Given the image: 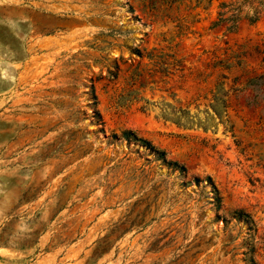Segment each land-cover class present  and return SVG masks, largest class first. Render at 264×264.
<instances>
[{
	"label": "rangeland",
	"instance_id": "rangeland-1",
	"mask_svg": "<svg viewBox=\"0 0 264 264\" xmlns=\"http://www.w3.org/2000/svg\"><path fill=\"white\" fill-rule=\"evenodd\" d=\"M0 264H264V0H0Z\"/></svg>",
	"mask_w": 264,
	"mask_h": 264
},
{
	"label": "trees",
	"instance_id": "trees-1",
	"mask_svg": "<svg viewBox=\"0 0 264 264\" xmlns=\"http://www.w3.org/2000/svg\"><path fill=\"white\" fill-rule=\"evenodd\" d=\"M95 118L99 121V113L97 111H94ZM120 137H122L126 141H132L133 143L137 144L138 146H142L148 154H151L153 157V160H158L162 164H164L166 167L170 169H176L178 174H182L184 172V167L182 165L177 164L175 161L169 160L165 157V152L162 149H158L155 146H153L148 140L139 137L128 130H123L120 133ZM208 180V183L210 184V191L212 194L211 203L213 206V209L216 210L219 208L220 205V198L217 194V189L215 188L214 184H212L209 181V178H206ZM192 182L194 184H198L199 179L195 176L191 177L189 180L185 179L184 183ZM237 217H240L243 219L246 223H249L248 216L243 212H236Z\"/></svg>",
	"mask_w": 264,
	"mask_h": 264
}]
</instances>
